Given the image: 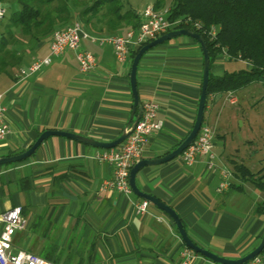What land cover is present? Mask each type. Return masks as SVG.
<instances>
[{"label":"crops","instance_id":"0c3cea01","mask_svg":"<svg viewBox=\"0 0 264 264\" xmlns=\"http://www.w3.org/2000/svg\"><path fill=\"white\" fill-rule=\"evenodd\" d=\"M51 39L38 43L18 69L0 75V104L7 110L10 128L0 142V158L27 151L47 130L112 142L128 125L134 103L132 59L120 63L110 45L83 40V49L96 57V67L89 73L80 71L76 53L67 50L42 71L25 79L17 77L21 68L49 54ZM233 62L220 55L211 71L216 76L236 72ZM248 68L246 63L243 69ZM203 70V51L197 41L186 36L143 56L137 72L139 97L142 103L150 100L159 105L156 119L162 127L152 133L142 159L161 158L186 139L197 116ZM244 91L249 100L258 97L264 104L259 83L224 94L217 101L211 97L204 124L213 122L210 127L215 134L218 167L234 171L231 161H237L253 173H264V156H259L264 132H250L244 149H238L223 124L238 123ZM105 150L53 136L26 161L0 166V217L20 207L27 222L26 228L14 235L13 249L54 264L180 263V252L186 246L164 211L150 203L148 213L139 215L135 205L142 198L103 189L113 169L93 156ZM136 181L140 191L176 211L194 243L220 257L240 259L264 236V216L256 212L264 205V191L233 172L230 188L219 193V171L208 169L205 159L193 167L184 165L181 156L145 167ZM2 229L0 220V232ZM192 264L216 263L197 254Z\"/></svg>","mask_w":264,"mask_h":264},{"label":"trees","instance_id":"16d2710c","mask_svg":"<svg viewBox=\"0 0 264 264\" xmlns=\"http://www.w3.org/2000/svg\"><path fill=\"white\" fill-rule=\"evenodd\" d=\"M14 3L18 7L12 10L10 5ZM126 5L122 0H14L0 23V75L18 69L38 43L75 20H80L92 35H118L138 28L141 15ZM153 6L157 11L167 8V19L178 21L172 30L188 29L205 39L211 69L224 53L230 60L249 64L248 69L222 76L210 71L208 104L211 97L235 93L255 83L261 84L264 100V0H156ZM212 26L218 29L213 40L204 32ZM140 49L132 51V60ZM231 163L238 178L264 191V173H253L237 161ZM256 212L264 216V205Z\"/></svg>","mask_w":264,"mask_h":264},{"label":"built area","instance_id":"2783aa9c","mask_svg":"<svg viewBox=\"0 0 264 264\" xmlns=\"http://www.w3.org/2000/svg\"><path fill=\"white\" fill-rule=\"evenodd\" d=\"M167 12V8L163 11H157L153 5H150L142 12L141 24L138 28H131L125 31L124 34L118 35H92L85 30L80 20H75L65 29L58 30L53 34L47 56L35 59L27 68H21L17 77L25 79L42 71L52 64L55 57L60 56L67 50L76 53L80 71L89 73L96 67V57L91 52L83 49V40H89L100 46H112L117 60L123 64L131 58L132 51L172 31L178 24V21L172 22L167 19ZM6 13L7 10L0 1V23ZM194 25L198 29L201 28L199 23ZM204 32L213 40L218 29L212 26ZM1 98L2 94H0V100ZM231 103H235V101L232 100ZM158 111L159 105L156 102L145 101L142 117L127 139L120 146L107 149L93 156L94 160L105 162L113 169L112 178L103 183L104 190L112 189L125 195L133 194L129 183L130 171L135 163L142 159L152 133L162 127V123L156 119ZM6 113V108L0 104V142L6 139L10 133ZM214 138L215 134L212 127L203 123L195 141L182 153L181 159L187 167H193L199 159H205L208 169L215 172L219 171L220 182L217 191L224 193L231 186L233 171L227 167L216 165ZM149 206L150 203L143 200L135 205V211L139 215H145L148 213ZM0 220L3 223V229L0 232V264H54L28 251H15L13 249L14 235L18 231H23L27 226L20 207L5 211ZM158 220L161 221V219ZM180 257L181 261L178 264H192L197 254L188 247H184L180 252ZM246 264H264V252Z\"/></svg>","mask_w":264,"mask_h":264},{"label":"water","instance_id":"95a60500","mask_svg":"<svg viewBox=\"0 0 264 264\" xmlns=\"http://www.w3.org/2000/svg\"><path fill=\"white\" fill-rule=\"evenodd\" d=\"M181 36H186V37L192 38L195 41H197L204 55L203 82H202V87H201V95L199 99V106H198L195 123L190 133L186 137V139L175 150H173L169 154L161 158L141 159L138 162H136L130 171L129 183L135 195L155 205L156 207L164 211L173 220L177 228V231L183 243L185 244V246L193 250L196 254L202 255L216 264H246L264 252V236L260 244L253 251H251L249 254L245 255L244 257L240 259H227L224 257H220L212 253L211 251L203 249L202 247L194 243V241L190 238L187 230L185 229L182 220L180 219L179 215L176 213V211L173 208L161 202L159 199L153 197L152 195H149V194H146L140 191V189L137 186V181H136L137 174L142 169H144L145 167L161 165L175 158L180 157L182 153L195 141L204 123L205 111L208 105L207 88H208V84L210 80L211 61H210V56H209V52H208L205 39L200 34L194 31H191L188 29L172 30L164 35H161L157 39L149 42L143 47H141L139 52L133 58L132 65H131V72H130V84H131L132 95L134 98L133 110H132L130 119L128 121L127 127L125 128V130L122 132L121 136L118 139L112 142H100V141L89 139L82 135H78V134L67 132V131L47 130L40 135L37 141L27 151L20 153L18 155L0 158V166H5V165L13 164V163H20V162L26 161L27 159L31 158L35 154V152L40 148V146L47 139L53 136L65 137V138L75 140L77 142H80L86 145L93 146L95 148H100V149H112V148H116L120 146L127 139V137L133 132V130L136 128L139 120L142 117V113H143V103L139 97V93L137 89V72H138V66L140 64L141 59L151 49L159 45H162L172 39L181 37ZM221 96L222 95H217L215 97V101L220 99Z\"/></svg>","mask_w":264,"mask_h":264},{"label":"rangeland","instance_id":"374dc122","mask_svg":"<svg viewBox=\"0 0 264 264\" xmlns=\"http://www.w3.org/2000/svg\"><path fill=\"white\" fill-rule=\"evenodd\" d=\"M13 1L14 0H1V2L3 3L6 9H8L9 3ZM83 1H87V0H83ZM122 1L125 4V7L127 6L126 4H128L131 8L142 13L146 9V7H148L149 5H154L156 0H122ZM10 6L12 7V10L18 7L17 3L11 4ZM245 65H246V62L234 61L232 63V68L233 70L237 71V70L243 69ZM245 91L242 94L243 100L240 105L241 109L240 108L238 109L240 113V118L238 120V123H236L235 121L231 123L223 122V124L228 128L227 131H228V137L230 141L237 144L238 149L239 148L244 149L243 144L247 140L246 138L250 134V132L251 133H256L260 131L264 132V104H261L259 103L260 101H257L258 97H256V100H249V96L247 92ZM232 111L233 113H236L235 110H232ZM251 118H252V121H250ZM242 123H244V126L242 125ZM210 126H213V122H211ZM261 136L264 140V135H261ZM263 144H264V141H263ZM262 148L263 149L259 156L263 157L264 156V145L262 146Z\"/></svg>","mask_w":264,"mask_h":264}]
</instances>
